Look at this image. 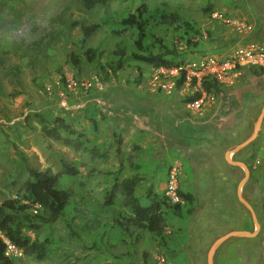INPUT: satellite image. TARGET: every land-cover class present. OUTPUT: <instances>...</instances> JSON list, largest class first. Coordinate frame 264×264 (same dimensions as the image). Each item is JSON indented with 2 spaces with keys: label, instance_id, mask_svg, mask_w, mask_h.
<instances>
[{
  "label": "rangeland",
  "instance_id": "rangeland-1",
  "mask_svg": "<svg viewBox=\"0 0 264 264\" xmlns=\"http://www.w3.org/2000/svg\"><path fill=\"white\" fill-rule=\"evenodd\" d=\"M209 1L146 0L150 14L177 11L197 30L157 22L147 26L148 49L156 51L162 38L161 42L186 51L187 79L177 88L179 68H155L132 60L129 53L135 49L136 31L116 33L121 28L119 17L134 10L140 0L113 1L92 9L84 8L82 0H0V203L20 191L29 177L27 167L57 173L58 187L70 193L69 203L55 221H47L39 205L29 209L38 226L28 234L45 241L47 254L38 259L10 247L7 253L15 264H194L197 260L192 263L178 256L172 231L167 235L165 229L162 244L159 235L132 225L124 231L118 225L130 215L129 208L119 195L112 204L104 203L116 176L141 177L136 194L145 201L150 186L166 191L173 170L177 189L183 191L192 186L191 175H195L194 193L189 192L193 201H181L177 216L179 224L193 219L190 251L200 239L204 241L201 264H207V251L219 235L233 229L254 230L252 215L237 192L244 169L227 161L226 154L253 133L264 103L258 110L253 104L245 105L242 122L237 123L236 111L232 112L228 118L232 127L219 134L220 96L204 94L191 72L205 57L233 54L238 46L254 43L264 49V4L259 3L258 11L251 0H212L215 10L250 25L247 32H239L230 23L211 18L206 10ZM93 22L99 28L83 38L80 23ZM260 28V39L246 41ZM187 35L196 43L191 48ZM119 44L127 54L122 68L113 72L117 57L112 50ZM87 48L100 56L88 60L83 54ZM258 68L240 66L220 88L239 92L251 83V71ZM70 77L90 86L64 87L63 81L66 84ZM196 90L202 91V100L191 107L184 99ZM261 90L255 92L257 96ZM34 113L64 116L86 133L89 145L106 150L107 156L91 159L83 151L44 137ZM205 120L209 121L201 122ZM230 159L248 169L240 193L254 210L259 228L253 237L224 241L213 255V264H264V118L255 139ZM61 161L77 167V174L60 173ZM174 213L166 208L165 219L173 220Z\"/></svg>",
  "mask_w": 264,
  "mask_h": 264
},
{
  "label": "trees",
  "instance_id": "trees-1",
  "mask_svg": "<svg viewBox=\"0 0 264 264\" xmlns=\"http://www.w3.org/2000/svg\"><path fill=\"white\" fill-rule=\"evenodd\" d=\"M113 1L119 0H82V4L84 8L92 9L95 6L107 7ZM259 3H262L263 6L264 1L251 0V4L258 11L257 6H259ZM212 4V0H210L206 8V10H209V15L215 10V6ZM149 9L146 0H140L134 10L128 11L126 15L119 17L121 28L116 29V33L120 34L128 29H134L136 31V38L133 41L135 49L129 53L131 59L152 65L155 68H179V77L176 79L175 84L177 88H180L187 79V72L183 67L185 66L186 51L183 49L179 50L175 45L170 46L167 43L161 42L163 41L162 38L156 51L148 49L144 42L147 35V26L157 22L165 26L176 24V28L182 25L185 31L192 29L194 32H197V30H194V25L190 21L185 20L182 14L177 11H161L156 16L150 14ZM99 26L100 24L97 22L89 24L80 23L83 38L92 35ZM261 32H263V28L254 31L246 41L260 39ZM187 36L186 43L191 48L196 43L191 42L189 35ZM155 39L159 41L156 36ZM83 54L88 60L100 56V53L92 48L85 49ZM112 54L117 57L115 65H112V71L116 72L122 68L123 59L127 52L119 44L112 50ZM253 66L259 67V71H251L253 76L251 83L239 89V92H223L220 88L221 83L213 77L207 76L201 79L200 87L202 91L207 94H217L221 99L218 109V120H216V126L219 129L217 133L220 134V130L223 128L229 130L232 127V122L228 121L232 112L236 111L234 115V118L238 117L236 122L238 123L240 120L242 122L245 118V105L253 104V109L258 110L264 103V66ZM239 67L237 66V68ZM191 81L195 83L196 78L192 77ZM63 82V86L66 87L65 81ZM259 88L262 89L261 95L257 96L255 92ZM202 91L196 90L191 95L185 97L184 101L191 103L198 100ZM239 107L240 109H238ZM33 116L40 125V130L44 137L59 141L63 145L73 148L75 151H83L91 159H102L107 156L106 150H101L95 145H89L86 133L64 116L55 115L47 118L40 113H34ZM60 167V173L62 174L75 175L78 172L77 167L66 161H61ZM26 170L29 177L24 180L20 191L16 193L15 197L5 198L0 203V264H15L12 257L7 254L9 245L21 250L25 255H33L38 259L44 258L47 254L45 241L32 238L28 234V231L34 230L38 226V223L34 221V215L29 209L33 205H39L40 210L44 211L47 215L46 220L55 221L60 217L64 208L69 203L70 193L66 189L58 187L57 173L54 174L48 170H36L31 167H27ZM140 179L141 177L137 175L125 178L116 176L107 189L104 203L106 205L112 204L116 196L119 195L122 198L123 206L129 208L130 215L124 218V222L118 221V225L124 231L128 230V225H132L134 228L159 235L162 239V244H165L163 232L167 227L165 219L166 208H171L173 212L179 214L182 207L181 201L191 203L193 201V194L177 189L176 196L179 200L172 202L171 198L164 191L158 193L150 186L146 190V200L142 201L136 194V188ZM198 264H201V261Z\"/></svg>",
  "mask_w": 264,
  "mask_h": 264
},
{
  "label": "built area",
  "instance_id": "built-area-1",
  "mask_svg": "<svg viewBox=\"0 0 264 264\" xmlns=\"http://www.w3.org/2000/svg\"><path fill=\"white\" fill-rule=\"evenodd\" d=\"M210 16L213 20L223 22L225 24L230 23L231 26L239 32L246 31L250 29V25L246 24L245 21H239L234 17H230L225 13H221L218 10H213L210 13ZM244 64L251 65H264V49L262 46L255 45L254 43L249 44L248 46H241L233 52V54L222 55L221 57H205L202 61L199 62V65L196 71L191 73L197 76L198 81H201L204 77H213L217 81L225 82L229 74L237 69V66H242ZM191 66H197V63H192ZM162 68V67H160ZM66 86L69 89H75L78 86H83L84 89H87L90 86V83L87 81H76L73 78H69L66 81ZM206 94V92H203ZM202 99H198L189 104L191 107H197ZM178 188L176 172L173 170L171 175H169L167 187L165 194L168 195L173 201H178L176 196V190ZM13 247L9 245L8 248ZM8 251V250H7ZM8 254V253H7Z\"/></svg>",
  "mask_w": 264,
  "mask_h": 264
},
{
  "label": "water",
  "instance_id": "water-1",
  "mask_svg": "<svg viewBox=\"0 0 264 264\" xmlns=\"http://www.w3.org/2000/svg\"><path fill=\"white\" fill-rule=\"evenodd\" d=\"M263 118H264V107H262V109L260 110V113L256 119L255 128H254L253 133L249 137L244 139L243 141L237 143L232 148V150L226 154V159L230 163H232L234 165H238L244 169V177L240 180V182L238 184V191L237 192H238L239 200L248 208V210L250 211V213L252 215V219H253V222L255 225L254 230L252 232H249L246 230L233 229V230L227 231V232L223 233L222 235H220L219 237H217L211 243V245L207 251V264H213V255H214L217 247H219L224 241L228 240L231 237H253V236H255L256 232L258 231L259 224H258L256 215L254 213V210L252 209L251 205L241 196V193H240L242 185L245 183L246 179L248 178V169L243 162L230 159V155L239 151L240 149L244 148L251 141L254 140V138L258 134V131H259V128H260L261 123L263 121Z\"/></svg>",
  "mask_w": 264,
  "mask_h": 264
},
{
  "label": "crops",
  "instance_id": "crops-1",
  "mask_svg": "<svg viewBox=\"0 0 264 264\" xmlns=\"http://www.w3.org/2000/svg\"><path fill=\"white\" fill-rule=\"evenodd\" d=\"M138 62V61H137ZM152 66V65H151ZM140 104V103H139ZM142 108V107H141ZM214 117H215V113L211 116V118L209 119V120H213L214 119ZM216 119V118H215ZM209 120H205V121H201V122H208ZM209 132H207V134H208ZM255 139V138H254ZM244 140V139H243ZM243 140H241V141H243ZM240 141V142H241ZM252 142V141H251ZM234 154V153H233ZM233 154H231V155H233ZM189 155L190 156H192V158H193V154H192V152H190L189 153ZM227 160V159H226ZM228 161V160H227ZM186 176V175H185ZM231 176V178H233L234 176L233 175H230ZM191 177H192V186L191 187H189V188H187L185 191L186 192H191V190H192V193H194L193 192V190H194V179H195V175H191ZM243 177H244V175H243ZM242 177V178H243ZM186 178V177H185ZM187 179V178H186ZM184 182H185V179H184ZM184 185H185V183H183ZM183 184H181V186H183ZM193 187V188H192ZM182 188V187H181ZM192 188V189H191ZM156 192H158V193H160L159 191H157V190H155ZM174 214H176V213H174ZM174 214H172V219L173 220H167L166 219V224H167V227H166V229H167V235H168V233L169 232H173L174 234H175V237H176V240H177V249L179 250V252H178V256H180V257H187V258H189L191 261H192V263H193V260L195 259V260H197V261H195L194 262V264L196 263V264H198L199 263V261L201 260V256H203V253H202V250H203V242L204 241H202L201 239L197 242V243H195V248H194V250L193 251H190V244H191V242H192V236H194V233H193V230L191 229V226H192V224H193V219H188V222H186V221H182V223H180L179 224V216H177L178 214H176V215H174ZM185 214H183V216H184ZM240 230H243V229H240ZM230 231V230H229ZM192 235V236H191ZM222 235V234H221ZM220 236V235H219ZM218 236V237H219ZM207 239H209V237L207 238ZM216 239V238H215ZM214 239V240H215ZM213 240V241H214ZM188 241H189V243H188ZM129 246V245H128ZM175 248V247H174ZM161 260H164L163 259V257L161 258Z\"/></svg>",
  "mask_w": 264,
  "mask_h": 264
}]
</instances>
